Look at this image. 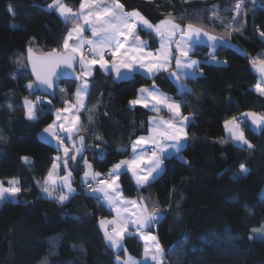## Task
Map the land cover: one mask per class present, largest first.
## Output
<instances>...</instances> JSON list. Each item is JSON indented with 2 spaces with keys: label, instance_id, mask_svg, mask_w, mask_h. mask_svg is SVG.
I'll return each mask as SVG.
<instances>
[{
  "label": "trees",
  "instance_id": "obj_1",
  "mask_svg": "<svg viewBox=\"0 0 264 264\" xmlns=\"http://www.w3.org/2000/svg\"><path fill=\"white\" fill-rule=\"evenodd\" d=\"M47 1L0 0V181L7 186L15 178L21 188L15 201L0 204V264H118L126 255L143 257V241L133 232L125 236L120 250L105 242L98 222L111 212L86 194L80 176L85 159L94 171L108 174L129 155L132 141L147 133L150 112L130 107L129 102L139 88L151 84L177 101H187L181 107L184 115H196L187 127L190 139L181 153L188 163L166 160V170L139 191L127 171L119 179L125 198L143 197L149 210L152 205L159 208L162 218L146 230L162 246L163 264H264V239L253 232L264 228V126L255 131L246 118L241 124L252 148L234 142L223 126L225 120L245 112L264 115V95L255 90L260 85L251 66L253 60H264L260 0H243L239 16L238 0H121L126 12L138 10L153 25L171 18L182 27L193 24L227 40L229 45L219 44L213 51L218 61L227 63L201 64L202 76L184 79L191 94L177 93L165 72L116 80L95 67L85 107L78 112L82 130L73 136L77 143L79 136L85 137L86 153L76 169L71 161L68 164L77 194L63 205L41 191L60 150L40 139L39 133L53 122L55 110L72 101L77 82L57 84L53 99L26 87L33 83L27 51H64L65 35L75 23L46 9ZM80 1L63 3L77 9ZM234 16L239 31L226 28ZM138 34L151 49L157 47L154 33L138 28ZM206 53L202 49L198 56ZM26 97L45 99L35 121L26 118ZM97 135L102 140L95 139ZM72 144L70 140L68 146ZM99 149L104 156L97 155ZM25 156L29 163L22 159ZM241 164L246 174H240Z\"/></svg>",
  "mask_w": 264,
  "mask_h": 264
},
{
  "label": "snow or ice",
  "instance_id": "obj_2",
  "mask_svg": "<svg viewBox=\"0 0 264 264\" xmlns=\"http://www.w3.org/2000/svg\"><path fill=\"white\" fill-rule=\"evenodd\" d=\"M243 0H238L236 4V16L240 15ZM49 8L55 10L68 20H82L83 24L76 23L75 26L69 29L67 37L63 41V53L54 49L44 57L33 58L31 49H29V61L32 65V73L36 77L38 84L36 87H46L52 89L55 78L63 73L57 72L61 65L68 69H74V62L77 56L79 57V66L82 69L81 74L77 79L81 80V84L77 86L74 93L75 104L65 101L64 108L56 110V120L44 128V133L57 141L58 146L64 145V138L54 131V126L57 121H62V113H69L73 109L79 111L80 108L85 107L84 100L89 95V80L88 77L93 75L94 66L99 65V68L105 73L111 74L115 71L116 79H128L129 75L134 73L137 68L144 69L146 73L155 75L159 72H168L169 78L174 79V82H179L183 79H196L203 75L200 69L201 64H226L227 61H218L215 53L211 52L206 60L200 61L192 58L198 46L203 43L200 40L201 34L207 36L209 41L213 43L210 45L213 49L216 48V41L218 37L210 35L202 28L193 24H187L182 27L175 23L173 19L166 18L161 20L158 24L153 25L148 19L142 16L138 10L126 12L124 5L119 3V0H113V3L108 6H102V0H82L80 4L79 13L73 11L62 2V0H52ZM87 9V11H85ZM11 10V9H10ZM171 14L169 13V17ZM236 16L233 17V24L227 25L226 28H234ZM143 25L144 29L149 30V34L155 33L160 38V48L155 52H146L148 48L147 42L141 40L140 36L136 34L137 25ZM83 25L91 27V35L93 38L85 39L81 34L84 31ZM180 33V38L175 40L177 33ZM264 37V32L260 33ZM131 37V41L129 38ZM76 39V43L69 44V40ZM222 39V38H220ZM175 43V54L171 47ZM87 45V51L91 53L90 56L85 55L84 46ZM127 45V47H126ZM111 49V59H106L107 50ZM121 49H124L122 52ZM175 62V71H171L173 67L172 62ZM254 65L257 61L253 60ZM261 71H264V60L259 61ZM29 90L34 89V84L29 83L26 86ZM65 92L66 89H60ZM191 89L186 85L181 84L178 89L179 94H191ZM257 91L264 95V89L257 86ZM140 97L131 100L129 103L132 106L142 104L143 107L149 108V100L154 102L152 110L159 113L162 109L158 106H163L171 114V118L164 119L163 117H150L149 125L151 135L148 137L140 136L131 144L133 159L121 160L114 164L109 170L105 179H97L102 174L92 169V165L84 160L86 171L82 180L85 192L88 196L97 200L107 201L116 212V217L112 220L101 219L100 226L104 229V238L112 249H122V241L125 234L128 233L129 226H135L141 238L145 241L144 255L149 258L153 264H163L164 250L160 245L157 237L151 233L144 234L143 230L151 228L153 224L158 223L162 218L159 208L155 205H149L141 197L140 200L126 199L119 186L120 176L124 171H130L135 178L137 189H142L149 184L155 182L157 178L166 170L165 161L176 158L184 163L188 161L181 155L187 146V141L190 139L187 132V127L192 124L196 115L190 113L183 115L181 112L182 105L187 101H177L173 97L159 91L153 84L152 88H141L139 90ZM54 95V93H53ZM43 103L40 97H36L35 101L25 98L24 107L26 109V118L31 121L38 119L37 105ZM51 104V101H48ZM11 107V105L9 106ZM94 111V109H89ZM252 118V124L257 128L264 126V115H258L253 112L245 114ZM89 121H92L93 116L89 115ZM79 117L74 116L68 123L70 126L66 127L64 122H61L58 127L63 132L67 133V139L72 140V148H63L64 159L62 161L65 169L68 168L70 161L75 162L77 156L83 158V150L85 148V137H78V144L73 137L74 132L82 130L79 125ZM226 130L230 133L231 139L239 142L247 147L252 148L253 145L246 139L243 130L241 129V122L236 117L224 121ZM95 139L102 140V137L96 136ZM223 142V141H221ZM144 145H151V151H143ZM99 148V145L95 146ZM138 149L140 150L138 152ZM70 151L75 154L69 155ZM121 153L123 150H118ZM98 156H104L103 149H99ZM25 163L30 162L29 157H22ZM60 161V157H56ZM59 167V164L54 163L48 176L45 178L41 187V191L47 197L52 198L58 204L63 205L76 195V189L72 187L71 171H67L66 175L61 178V183L56 184L52 180L54 171ZM247 169L243 164L240 165L239 172L246 174ZM95 182V186H93ZM39 183V182H38ZM9 187L5 188L3 182L0 181V201L5 199V194L16 196L21 192L18 179H9ZM112 225L111 230L108 226ZM253 232L262 234L264 238V228L253 229ZM150 242V246H149ZM126 251V250H125ZM47 264V261L44 262ZM124 264H137L135 260L129 257L124 261Z\"/></svg>",
  "mask_w": 264,
  "mask_h": 264
},
{
  "label": "crops",
  "instance_id": "obj_3",
  "mask_svg": "<svg viewBox=\"0 0 264 264\" xmlns=\"http://www.w3.org/2000/svg\"><path fill=\"white\" fill-rule=\"evenodd\" d=\"M62 2H63V0H62ZM81 2H82V0L80 1V4H81ZM52 3V0H48L47 2H46V4H45V8L46 9H48V10H55V8H49V4H51ZM113 3V0H102V6H104V5H108V6H110L111 4ZM119 3H121V0H119ZM80 4H79V6H78V11H80ZM56 11V10H55ZM85 11H87V9L85 10ZM56 13L60 16V14L56 11ZM61 17V16H60ZM63 20H65V18L64 17H61ZM77 23H81V24H83V21L82 20H77ZM159 23V22H158ZM157 23V24H158ZM75 26V25H74ZM74 26H72L71 28H73ZM83 27H84V31H83V33L81 34L83 37L84 36H86V34L88 35H91V27L89 26V25H83ZM70 28V29H71ZM138 28H143L144 29V27H143V25H141V24H138L137 25V28H136V34L137 35H139L138 34ZM69 31V30H68ZM68 31H67V33H68ZM67 33H66V35H65V38L67 37ZM154 36L156 37V40H157V47L155 48V49H151L150 47H149V44H148V42L146 41V40H144V39H142L141 37V40H143V41H145V42H147V44H148V48L146 49V52H153V53H155L159 48H160V38L158 37V36H156L155 35V33H154ZM91 37H92V35H91ZM64 38V39H65ZM93 38V37H92ZM180 38V33L178 32L177 33V35H176V37L174 38L175 40H178ZM129 40L131 41V37L129 38ZM200 40L203 42V43H201L199 46H198V49H197V51H196V53L195 54H190V55H192V58L193 59H196V60H200V61H203L205 58L204 57H208V55H209V53H211V52H213L215 49H213L210 45L213 43L212 41H209L208 40V38H207V36H203V34H201V37H200ZM219 39L216 41V45H218L219 44ZM77 41H76V39L75 38H73L72 40H69V44L70 45H73V44H75ZM126 47H127V45H126ZM171 47H172V49H173V53L175 54V52H174V50H175V43L173 42L172 43V45H171ZM217 47V46H216ZM202 49H205V51L207 52L206 53V55L205 56H202V58H200L199 56H198V53L202 50ZM64 50V49H63ZM107 51H110V55L109 56H106L105 58L106 59H111V49H108ZM121 51L123 52L124 51V49H121ZM87 56H90L91 55V53H88V54H86ZM78 57V56H77ZM172 64H173V67L171 68V71H175V67H174V64H175V62L173 61L172 62ZM77 66L79 67L78 68V72H79V75L81 74V71H82V69L80 68V66H79V57H78V64H77ZM95 67H98L99 68V65H96V66H94V68ZM100 69V68H99ZM104 74H106V75H108V76H110L111 78H114V79H116V74H115V71L113 70V71H111V74H107V73H105V71L104 70H102V69H100ZM93 71H94V69H93ZM136 73H139V74H141V75H144V76H146V77H151V76H153V75H151V74H148V73H146V71L144 70V69H139V68H137V70L134 72V73H132V74H130L129 75V77L128 78H130V77H132L134 74H136ZM160 73V72H159ZM156 74H158V73H156ZM155 74V75H156ZM165 74H166V77L169 79V81L175 86V88H176V91H177V93H178V89H179V86L181 85V84H183V85H186L187 86V88H189V86L186 84V82L184 81V79L183 80H181V81H179V82H174V79H170L169 78V73L168 72H165ZM89 78L90 77H88V80H89ZM116 80H118V79H116ZM119 80H122V79H119ZM81 84V80H78L77 81V84H76V86H75V91H76V89H77V86L78 85H80ZM152 86H153V84H151V85H149V86H145V87H143V88H152ZM156 86V85H155ZM157 87V86H156ZM142 88V87H141ZM141 88H139L138 90H137V93H136V96L132 99V100H134V99H137V98H139L140 97V92H139V90L141 89ZM158 89H159V87H157ZM159 91L160 92H162V93H164V94H166L167 96H170V97H172L171 95H169V94H167V93H165V92H163L161 89H159ZM75 93V92H74ZM174 99V98H173ZM175 100V99H174ZM76 101V100H75ZM85 102H86V97H85V100H84V104H85ZM154 102H152L151 100H149V108H145V107H143V105L142 104H137V105H135V106H138V107H141V108H143V109H145V110H147V111H149L150 112V114H149V116H148V122H149V118L150 117H163L164 119H169V118H171V114L168 112V110L166 109V108H163V106H158V107H161V111L159 112V113H157V112H155V111H153L152 110V104H153ZM129 106L130 107H134V106H132V105H130V103H129ZM65 107V106H64ZM63 107V108H64ZM82 108H80L79 110H81ZM26 110V109H25ZM181 112H182V110H181ZM55 113V112H54ZM183 114V113H182ZM62 115V117L64 118L62 121H57L58 123L57 124H60L61 122H64L65 123V126L66 127H68V126H70V124L68 123V121H70L74 116H78L73 110L71 111V112H69V113H62L61 114ZM184 115V114H183ZM54 119H55V115H54ZM54 119H53V121H54ZM223 126H224V124H223ZM224 131H225V133L226 134H229L230 135V133L226 130V128H225V126H224ZM61 133H63V131L61 130ZM77 132H74L72 135L74 136L75 134H76ZM62 135V134H61ZM65 135H68L67 133H65ZM149 135H151V131H150V125H149V123H148V130H147V133L146 134H142V135H139L138 137H140V136H145V137H148ZM62 137H64V136H62ZM67 136H65V138H66ZM138 137H136L134 140H136ZM40 139H42L41 137H40ZM133 140V141H134ZM70 141V140H69ZM132 141V142H133ZM132 144V143H131ZM68 145H66V147H67ZM68 148L69 149H71V147L70 146H68ZM151 148H152V146L151 145H144L143 146V151H145V152H150L151 151ZM58 149V148H57ZM59 150H60V152L62 151V148L61 147H59ZM140 150L138 149V152H139ZM70 153H71V151H70ZM70 153H69V155H70ZM64 154V153H63ZM64 157V156H63ZM127 158L128 159H133V152H132V148H131V145H130V150H129V155L127 156V157H125V158H123V159H121V160H127ZM120 160V161H121ZM60 163H62V158H61V160L60 161H57V164H59V167L54 171V173H53V176H52V180H54L55 182H56V184L57 185H59V181H60V172H59V168H60ZM87 169H86V167H85V165H84V172L86 171ZM129 174H130V176L132 177V179H133V181L135 182V178L132 176V173L130 172V171H127ZM82 181V180H81ZM135 184H136V182H135ZM125 198V197H124ZM126 199H135V200H138L139 201V199H137V198H126ZM102 202H103V204L108 208V210L111 212V218H114V217H116V212L114 211V210H112V207L108 204V202L107 201H103V200H101ZM98 225H99V228L102 230V231H104L103 230V228H101V226H100V223L98 222ZM136 230V228H135V226H129V228H128V233H126L125 234V236L126 235H128V234H130V232H133V233H135L137 236H138V238H140L142 241H143V244H145V241L141 238V235H139V233L137 232V231H135ZM105 242H106V240H105ZM107 243V242H106ZM108 244V243H107ZM109 245V244H108ZM114 250H117V249H114ZM120 250V249H119ZM130 256H128V255H126L125 256V258H124V260H122L123 261V264H124V261L125 260H127L128 258H129ZM132 258V257H131ZM133 259V258H132ZM134 260V259H133ZM146 264H150V263H146Z\"/></svg>",
  "mask_w": 264,
  "mask_h": 264
},
{
  "label": "rangeland",
  "instance_id": "obj_4",
  "mask_svg": "<svg viewBox=\"0 0 264 264\" xmlns=\"http://www.w3.org/2000/svg\"><path fill=\"white\" fill-rule=\"evenodd\" d=\"M237 4V3H236ZM73 11H75V12H77V13H79V11H78V9H73ZM241 11H242V7H241V10H240V13H241ZM68 21H71V22H75L74 24H73V26L77 23V20H68ZM211 35V34H210ZM84 38L85 39H88V38H92L91 37V35H87L86 34V36H84ZM220 41H219V44H225V45H229V42L227 41V40H224V39H220V38H218ZM218 44V45H219ZM87 48H88V46L87 45H85L84 46V52H85V55L86 54H88L89 52L87 51ZM109 56V55H108ZM204 58H208V57H204ZM77 68H79L78 66H77ZM260 87V86H259ZM261 88V87H260ZM60 89H63V88H61L60 87ZM255 90H257V86L255 87ZM75 92V91H74ZM73 99H72V101H71V103H73V104H75V95H74V93H73ZM28 100H31L29 97H26ZM41 98V97H40ZM24 100H25V98H24ZM24 100H23V104H24ZM36 100V97L34 98V99H32V101H35ZM41 100L43 101V103H41V104H39V105H37V112H38V110H40L41 109V107L45 104V99H42L41 98ZM73 111L78 115V112L79 111H76L75 109H73ZM55 113H54V115H55V119L54 120H56V110L54 111ZM246 113H249V112H245V113H243V116H242V118H246V119H248V121H249V124H250V126L255 130V131H257V130H259L260 128H257L255 125H253L252 124V118L251 117H248V116H246L245 114ZM253 113H256V112H253ZM256 114H258V115H261V114H259V113H256ZM227 120H230V119H227ZM238 121H240L241 122V119H237ZM53 123V122H52ZM58 123V122H57ZM79 125H81V122H80V120H79ZM242 124V123H241ZM58 125L59 124H57L56 126H54V131H56V133L58 134V135H60L61 137L62 136H64V137H62V138H64V145L63 146H58V144H57V141L55 140V139H53V138H51L48 134H46V133H44V131L42 130L40 133H39V137H41L42 138V140H46L47 142H49V143H51L52 145H54L56 148H58L59 149V147H61L62 148V151L60 152V155L58 156V157H60V160H61V158L64 156V152H63V148L64 147H66V145H68L69 144V139H67V138H65V136H67V135H65V132H63V133H61V130L59 129V127H58ZM241 129H242V125H241ZM62 134V135H61ZM234 142H236V141H234ZM237 144H241V143H239V142H236ZM68 147V146H67ZM63 159H64V157L62 158V161H63ZM127 160H131V159H128L127 158ZM64 166V165H63ZM112 168V167H111ZM110 168V169H111ZM67 171H71V169H70V167H69V165H68V168L67 169H65V167H64V173H62L61 175H60V181H59V184L61 183V178L62 177H64L65 175H66V172ZM72 173V172H71ZM241 174V173H240ZM83 177H84V171H83V173L81 174V176H80V179L81 180H83ZM72 179H73V175H72V177H71V181H72ZM118 183H119V181H118ZM93 186H95V182H93ZM5 188H7V187H9V184L7 185V186H4ZM72 187H73V185H72ZM74 188V187H73ZM261 197L262 198H264V187L262 188V190H261ZM5 199H11L12 201H15L16 200V197L15 196H11V195H8L7 193L5 194ZM4 199V200H5ZM1 202L2 201H0V204H1ZM101 219H108V220H112L113 218H111V216L110 217H104V218H101ZM101 219L99 220V223H100V221H101ZM111 227H112V225H109L108 226V228H109V230H111ZM261 229V228H260ZM104 230V229H103ZM135 231H137V230H135ZM143 232H144V234H147V233H149L146 229H144L143 230ZM152 234V233H151ZM139 235H141L140 233H139ZM153 235V234H152ZM258 238H260V239H264V238H262V234H259V236H258ZM149 246H150V242H149ZM144 248H145V244H144ZM144 248H143V257L142 258H133L136 262H137V264H146V263H153L149 258H146L145 257V255H144ZM118 264H123V261L122 260H119L118 262H117Z\"/></svg>",
  "mask_w": 264,
  "mask_h": 264
},
{
  "label": "water",
  "instance_id": "obj_5",
  "mask_svg": "<svg viewBox=\"0 0 264 264\" xmlns=\"http://www.w3.org/2000/svg\"><path fill=\"white\" fill-rule=\"evenodd\" d=\"M259 4H261L263 7H264V1L263 0H260L259 1ZM53 51V50H52ZM52 51H46L44 53H36L34 51L31 50V55L33 58H36V57H44L46 56L48 53H51ZM60 53H63V51H59ZM29 50L27 51L26 53V64H27V68H28V71L32 77V81H33V84H34V87L35 89L43 96L45 97H48L50 99H53L54 96H55V87L57 84H59L60 82L62 81H75L77 82L79 79H77V77L79 76V72H78V68H77V64H78V57L76 58V61L74 62V69H68L66 68L65 66L61 65L60 68L57 69V72L58 74L59 73H63V74H60L58 75L56 78H55V82H54V86L52 89H47L46 87H36V85L38 84V82L36 81V77L35 75L32 73V65L29 61ZM252 71L253 73L255 74V76L257 77L258 79V83L259 85L264 89V71H261V65L259 64V62H257L255 65L252 63ZM54 93V95H53ZM77 146H79V144L77 143ZM86 153V149L84 148L83 150V157ZM75 154V153H73ZM81 156H77V160L75 162H72L71 161V168L72 169H76L78 164H79V161L81 160Z\"/></svg>",
  "mask_w": 264,
  "mask_h": 264
},
{
  "label": "built area",
  "instance_id": "obj_6",
  "mask_svg": "<svg viewBox=\"0 0 264 264\" xmlns=\"http://www.w3.org/2000/svg\"><path fill=\"white\" fill-rule=\"evenodd\" d=\"M241 10V9H240ZM108 55H110V51H107V55L106 56H108ZM61 88H63V87H61ZM238 119H241V123L242 124H244L245 122H246V120H245V118H242V117H240V118H238ZM107 173L106 174H102L100 177H98L97 179H105L106 177H107Z\"/></svg>",
  "mask_w": 264,
  "mask_h": 264
}]
</instances>
